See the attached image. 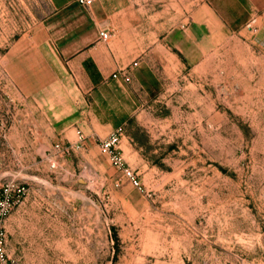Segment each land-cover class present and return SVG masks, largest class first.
<instances>
[{
  "label": "rangeland",
  "instance_id": "rangeland-1",
  "mask_svg": "<svg viewBox=\"0 0 264 264\" xmlns=\"http://www.w3.org/2000/svg\"><path fill=\"white\" fill-rule=\"evenodd\" d=\"M48 11L46 0H0V187L26 189L0 264H264V46L254 33H224L195 66L183 55L155 66L160 84L134 91L131 116L116 99H87L88 120L60 133L4 65ZM120 126L143 191L99 147Z\"/></svg>",
  "mask_w": 264,
  "mask_h": 264
},
{
  "label": "crops",
  "instance_id": "crops-1",
  "mask_svg": "<svg viewBox=\"0 0 264 264\" xmlns=\"http://www.w3.org/2000/svg\"><path fill=\"white\" fill-rule=\"evenodd\" d=\"M46 2L48 14L11 45L4 65L60 133L88 120L79 109L87 99L98 106L116 99L133 115L134 91L160 84L155 66L170 67L165 60L181 55L195 66L224 33L248 30L264 46V0H203L201 8L197 0H94L89 7L77 0ZM102 31L110 34L107 41ZM142 52L145 60L130 83L113 77Z\"/></svg>",
  "mask_w": 264,
  "mask_h": 264
},
{
  "label": "built area",
  "instance_id": "built-area-1",
  "mask_svg": "<svg viewBox=\"0 0 264 264\" xmlns=\"http://www.w3.org/2000/svg\"><path fill=\"white\" fill-rule=\"evenodd\" d=\"M84 6H91L94 0H77ZM101 39L107 41L110 34L107 31H102ZM138 62L135 61L132 66L126 67L113 75L114 78H122L126 83L132 81V72ZM124 128L117 127L106 138H99V147L101 151L108 157L111 165L115 170L122 175L130 184L139 190L143 191L142 184L135 170L128 166L121 149ZM87 137L81 132H78V142L84 143ZM59 148V146H57ZM25 186L22 184H11L10 186L0 187V263L8 261L7 253V236L5 230V222L11 211L20 202V199L25 194Z\"/></svg>",
  "mask_w": 264,
  "mask_h": 264
}]
</instances>
